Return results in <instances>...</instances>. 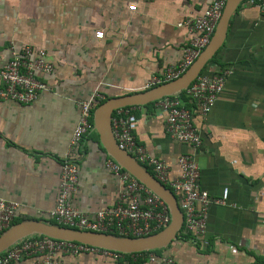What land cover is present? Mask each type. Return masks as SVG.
I'll return each instance as SVG.
<instances>
[{
    "label": "crops",
    "instance_id": "crops-1",
    "mask_svg": "<svg viewBox=\"0 0 264 264\" xmlns=\"http://www.w3.org/2000/svg\"><path fill=\"white\" fill-rule=\"evenodd\" d=\"M213 1L0 0V69L12 56L11 45L19 51L43 48L53 64L42 75L48 89L32 103L0 100V195L20 203L15 219H52L62 162L80 118L78 101L95 91L106 101L163 84L147 86L182 61L193 36L178 23L203 14ZM214 56L201 74L233 70L215 105L202 117L195 102L185 101L202 137L200 150L168 134L157 102L131 105L137 142L168 164L169 177L180 176L182 154L194 153L200 187L225 200L209 206L208 244L182 231L153 253L178 264H264V13L257 4L241 1ZM75 157L80 173L73 205L89 217L115 206L125 185L106 165L114 159L99 132L86 135ZM145 168L155 176L152 167ZM125 259L157 264L146 256ZM59 261L115 264L92 253L60 255ZM11 264L41 263L26 258Z\"/></svg>",
    "mask_w": 264,
    "mask_h": 264
},
{
    "label": "built area",
    "instance_id": "built-area-1",
    "mask_svg": "<svg viewBox=\"0 0 264 264\" xmlns=\"http://www.w3.org/2000/svg\"><path fill=\"white\" fill-rule=\"evenodd\" d=\"M248 1L257 4L264 13V0ZM225 5L226 0H215L203 14L187 17L178 23V26L186 27L193 35L184 57L176 67H169L163 77L149 80L148 87L172 81L189 69L211 42ZM130 9L135 10L136 5H131ZM103 35L102 30L96 32L97 38H102ZM11 51L10 60L0 69V100L32 103L40 92L48 89L42 75L50 74L53 71V64L48 61L47 52L43 48L26 45L19 51L11 45ZM232 73L233 70L227 67L213 75L200 74L183 90V95L181 91L157 100L159 109L166 114L168 134L200 150L203 145L202 137L194 124V111L185 106V98L195 102L198 113L206 117ZM104 100V95L95 91L89 99L78 101L81 108L80 118L62 162L60 193L56 206L49 212V216L59 225L81 230L115 232L117 235L132 237L157 233L171 222L168 204L112 159H109L106 165L125 185L124 192L115 206L99 210L94 217H89L72 203V194L77 189L80 173L75 154L79 152L86 135L94 130V111ZM134 108L135 106H124L113 113L112 132L118 147L130 153L143 166L152 167L156 179L161 183L169 184L184 215L181 231L192 235L201 243L208 244L206 235L209 206L212 202L224 204L225 200L212 198L200 187L201 170L194 153L182 154L178 159L180 176L176 179L169 177L168 164L150 154L137 142L133 130ZM19 207V202L5 199L0 195V235L13 225ZM142 252H134L130 256L135 261L146 256L152 262L157 261V264H178L173 257L158 260L153 252ZM83 253L102 254L112 257L115 264H127L124 252L40 235L28 236L0 253V264H11L26 258H35L41 264H62L59 261L60 255Z\"/></svg>",
    "mask_w": 264,
    "mask_h": 264
},
{
    "label": "water",
    "instance_id": "water-1",
    "mask_svg": "<svg viewBox=\"0 0 264 264\" xmlns=\"http://www.w3.org/2000/svg\"><path fill=\"white\" fill-rule=\"evenodd\" d=\"M242 0H227L222 17L215 29L211 42L201 52L196 61L180 77L135 94L110 98L100 103L94 111V130L99 132L102 142L114 161L138 178L152 191L162 197L169 206L170 224L163 230L141 237L122 236L114 233L81 230L43 220L28 219L13 224L0 235V253L17 242L32 235L69 240L116 250L124 253L149 251L168 246L177 239L184 223V215L173 191L161 183L130 153L121 150L112 132V118L116 109L131 105H147L163 97L175 95L186 89L203 71L222 45L231 15Z\"/></svg>",
    "mask_w": 264,
    "mask_h": 264
},
{
    "label": "trees",
    "instance_id": "trees-1",
    "mask_svg": "<svg viewBox=\"0 0 264 264\" xmlns=\"http://www.w3.org/2000/svg\"><path fill=\"white\" fill-rule=\"evenodd\" d=\"M215 57V56H214ZM213 57V58H214ZM181 94L183 95L184 94V91H182L181 92ZM188 100V98H185V101H187ZM156 101H154V102H151V103H149V104H153V103H155ZM102 103V102H101ZM19 222V219H15L14 220V223L13 224H15V223H18ZM48 222L49 223H53V224H57V222L54 220V219H50V220H48ZM115 233V232H114ZM156 233V232H155ZM115 234H118V233H115ZM179 236H181V234H182V231H180L179 233ZM41 237H44L43 235H40ZM158 250L159 249H155V250H149V251H143L142 253H148V252H154V253H157L158 252ZM133 253H125V255H126V257L127 256H130V255H132ZM134 262H136V261H134ZM130 264H136V263H132V262H130Z\"/></svg>",
    "mask_w": 264,
    "mask_h": 264
}]
</instances>
